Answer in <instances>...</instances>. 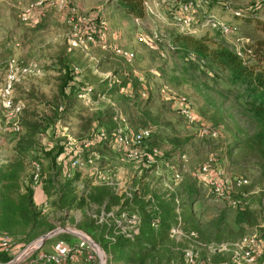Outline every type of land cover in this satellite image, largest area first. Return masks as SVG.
Segmentation results:
<instances>
[{"label":"rangeland","instance_id":"374dc122","mask_svg":"<svg viewBox=\"0 0 264 264\" xmlns=\"http://www.w3.org/2000/svg\"><path fill=\"white\" fill-rule=\"evenodd\" d=\"M36 1L38 0H0V64L13 60L16 64L24 66L33 59L40 64L41 70L39 74L26 76L15 87V98L24 103V109L18 116L21 125L18 132L10 129L7 118L0 110V163L15 154L16 142L26 133L23 123H30L36 115L47 116L45 103H60L57 86L63 61H68L72 68L75 83H88L95 89V93L106 88L105 82L111 75H115L120 83L106 91V100H97L92 104H85L73 93H68V102L72 108L68 109L71 113L65 116L63 124L52 125L43 135L36 134L35 140L31 136L35 142H19L21 155H25L24 175L32 171L35 162L33 158L39 162L41 175L44 177L48 173V162L43 155V149L63 143V147L67 146L70 150L77 148L79 138L83 139L91 128V124L83 126L73 118L78 116L77 110L86 118L92 112L102 111L112 103L130 119V116L125 114L129 111L125 97L141 102L139 106L143 111L134 114L135 120L138 124L152 127V135L160 149L167 150L170 137H176L175 145L178 147H175V152H185L180 166V178L177 181L172 180L162 164L159 171L145 174L138 181L137 168L121 159L115 152H112V155L111 152H106V149L98 152L102 157L93 163H83L78 168L68 167L70 176L65 179L70 182L73 195L81 199V205L60 209L48 204L46 219L50 223V229L47 231L58 230L46 238L37 249L50 250L56 240L70 244L81 243L82 247L90 246L84 236L98 244L94 238L99 226L96 219L100 211H107L104 209L105 204H108V210H114L120 205L122 189L129 185L135 187V183H139L138 200L145 201L151 194L167 197V187L162 177L165 183L174 185L175 192L169 196H176L183 228L191 231L196 229L198 234L193 232L198 240L228 242L257 231L264 224V178L260 176L257 158L234 148L236 139H240L242 133H249L253 127L243 114L245 103L239 90L232 88L202 63L190 61L172 48L171 33L181 31L172 21V14L177 3L185 0H144L152 13L145 9L141 20L120 12L113 0H65L66 5L73 8L76 17H98V26H95L94 19L80 25L79 30L82 33L79 39L83 41V48L73 50H68L66 44L70 29L66 22V13L48 5L30 7ZM30 8L32 9L28 11ZM26 11L28 13L24 16ZM235 11L242 14L252 13L264 24V0H193L190 10L192 26L209 25L208 31L213 34L214 29L218 28L212 25V20L226 25L229 31L226 34L219 32L218 35L235 50L256 39H264V30L252 24L243 25L239 20H232ZM88 26L90 30L98 33L99 40H86L87 34L83 31ZM154 34L157 36L155 40L152 38ZM139 36L145 40H137ZM114 46L131 51L134 54L133 59L126 62L116 56L111 51ZM73 67H76L77 71H74ZM149 69H153L155 73H151ZM141 91H144V96L140 95ZM173 95H183L196 114L197 123L216 126L219 130L218 136L204 140L195 138V125H187L172 108L168 98ZM92 99L94 100L93 96ZM144 110H147L148 114H145ZM102 118L104 122L109 121L106 115ZM92 123L93 129L96 130L94 121ZM210 156L213 157L214 168L247 178L250 191L247 208L249 215L245 221L234 222L236 210L211 197L204 182L191 176V171ZM94 165L101 174L108 172V178L116 179L118 188L106 185L108 180L95 176ZM63 179L59 176L54 178L59 185L65 181ZM188 188L191 196L186 192ZM105 190L114 193L117 202L113 198L105 199L101 203L90 199V195ZM138 200L129 202L128 207H138ZM188 212L190 219L186 218ZM83 220L91 222L88 231L79 227ZM47 231L22 245L13 241L10 259L17 264L21 263V258L26 254L21 251ZM164 244L170 255L168 264H183L181 249L184 242L175 241L167 234ZM93 247L97 249L96 246ZM85 251L86 248L82 249V253L64 264H88L83 254ZM198 261L218 264L229 261V257L225 252L201 249L198 251Z\"/></svg>","mask_w":264,"mask_h":264},{"label":"trees","instance_id":"16d2710c","mask_svg":"<svg viewBox=\"0 0 264 264\" xmlns=\"http://www.w3.org/2000/svg\"><path fill=\"white\" fill-rule=\"evenodd\" d=\"M142 1L113 0L115 7L120 12L136 20H141L144 16ZM97 18L90 19H94L95 26H98ZM232 20H239L243 25L252 24L264 30L262 21L252 13L242 14L235 11L234 15L232 14ZM211 22H214V20ZM88 29L89 27L86 29L87 33L91 32ZM208 29H210V26L206 25L198 27L195 33L186 30L171 33V46L176 52L181 53L184 58L196 63H202L205 68L217 74L232 88L239 90L240 97L245 103L243 114L250 121L253 128L249 133H242L240 139H236L234 148L254 155L259 163L260 176L264 178V39H256L248 45L235 50L219 37V29L215 28L213 34H210ZM4 65L5 61L0 64V84L4 76ZM60 76L59 85L57 86V97H59L60 103L58 105H54V101L45 103L48 110L47 116L39 117L36 115L30 123L24 122L26 133L24 137H21L16 142L14 147L15 154L10 155V157L5 158V162L0 163V235H7L11 244L13 241L21 245L28 243L39 234L50 229V223L46 219L48 204L60 209L63 207H80L81 199H77L73 195L70 189V182L66 180L70 176L68 173L69 162L73 158L74 150L81 152L83 160L94 156L100 158L102 156L99 153L105 151V149L106 152H111V155L114 154L112 153L111 144L113 132L116 128V124L112 119L115 111L125 118L130 129L146 127L144 124H138L134 117L135 113L143 111L141 106H139L141 102L126 97L124 99L129 111L125 114L130 116V119L115 106L104 107L102 111L92 112L86 118L82 117L80 110H77L78 116L73 118L81 122L83 126L91 124L89 133L83 139L79 138L80 143L74 150H70L67 146H64V148V143L49 149H43V155L48 162V173L44 177L40 173L37 183L33 185L31 172L24 175L23 162L25 155H21L19 142L31 143L35 140L36 134L43 135L52 125L63 124L65 116L71 113L68 109L72 108V105L70 106L68 102V93H73L76 97V93L84 86L83 84L75 83L72 68H70L68 61H63ZM17 84L19 83L14 85V90ZM92 93L94 97L95 89L93 88ZM14 99H16L15 95ZM23 109L24 103L21 112ZM144 113L148 114V111L144 110ZM104 115L109 117V121L104 122V118H102ZM93 121L96 130L93 129ZM19 126L20 130V122ZM100 131L103 132V136L98 137ZM152 134L153 131L145 139L143 145L147 148L155 147L159 150L160 158H163L170 166L167 170L170 177L174 173H180V166H182L181 163L183 162L182 157L184 156L185 158V152H175V147H178L177 144L175 145L176 137H170L169 148L162 150L157 145V140ZM31 136L34 139L33 141ZM194 136L202 140L195 134ZM85 141L89 142L86 147L83 146ZM30 146L29 144L28 147ZM32 160L35 161L33 163L37 164L38 167L40 166L38 160L34 158ZM176 164H178L177 167ZM152 171L153 167H137L138 181L145 174L147 175ZM58 176L63 177V180H65L61 185L54 180ZM243 177L246 178L245 176ZM135 186L136 188L131 191L130 201L125 200L124 204L139 199L137 194L139 183H135ZM240 190L248 193L246 203L242 206L228 205L236 210L234 218L236 223L245 221V218L249 215V210L247 209L249 205V183L242 186ZM186 192H188V196H191L189 188ZM38 197L40 199L37 200ZM111 198L117 202L116 195L107 190L97 191L96 195H90V199L96 203H101L103 200ZM137 205L138 207L133 205L134 208L129 206L130 210H136L140 216L139 223L131 239L124 237L122 234H114L113 226L99 223L94 238L98 241L97 245L106 255V264H168L170 255L164 242L167 240L168 229L174 221L171 198L151 194L148 195L145 201L138 200ZM108 208V204H105L104 209L108 211ZM186 218H191L189 212ZM90 225V221L83 220L79 227L88 231L91 227ZM192 231L198 234L196 229H192ZM9 249L10 251L0 249V264H6L9 261L11 246Z\"/></svg>","mask_w":264,"mask_h":264},{"label":"built area","instance_id":"2783aa9c","mask_svg":"<svg viewBox=\"0 0 264 264\" xmlns=\"http://www.w3.org/2000/svg\"><path fill=\"white\" fill-rule=\"evenodd\" d=\"M65 0H38L34 5H30L32 8L41 7L43 5L52 6L55 9L62 10L66 13V22L70 29L69 34L66 38V44L68 50L77 49L78 47L83 48V41L79 39L82 32L79 27L87 21H90L91 17L86 15H79L73 12L72 7H68ZM143 11L148 9L150 13L152 11L148 8L149 5L144 0L142 1ZM193 5V0H185L178 2L176 10L172 14V21L178 26L181 31H190L195 33L198 29L196 26H192V17L190 10ZM32 8L28 9L31 10ZM25 12L24 16L28 13ZM103 22H101L102 24ZM213 26H217L222 34H226L229 28L226 25L214 21ZM89 27V26H88ZM91 32L83 31L86 33V40L92 42L93 38L98 39V33L95 30ZM102 34V33H101ZM156 35H152L155 40ZM137 40L144 41L142 36L136 38ZM99 40V39H98ZM105 44V42L103 41ZM111 51L121 58L122 60L129 62L133 59L134 54L121 47H111ZM4 76L0 84V109L4 113L9 123L10 129L13 132L19 131L18 115L23 108V102L18 99H14V85L19 83L26 76L31 74L40 73V64L36 60H30L26 65L20 66L13 60H6L4 65ZM74 71H77L76 67H73ZM151 73H155L153 69H149ZM120 80L115 76L111 75L105 82L106 88L103 91L95 93L94 100L92 99V85L84 83L79 92L76 93V97L81 99L85 104H92L97 100H106L105 94L109 87L113 85H119ZM144 91L141 92V96H144ZM172 108L178 113L183 121L189 125H195L194 134L202 139H214L218 136V128L210 123H197V117L192 110L189 102L183 95H173L169 98ZM112 107L114 105L110 103ZM116 128L113 132L112 137V152L118 154L121 159L131 164L133 167H153V171H159L160 164L168 170L169 164L162 161L160 158V152L157 148H147L143 145L145 139H147L153 129L150 126L140 127L137 129H130L127 125L125 118L115 111L112 117ZM103 136V132L98 133V137ZM68 141L66 144L68 145ZM89 142L85 141L83 146H88ZM66 147V146H65ZM73 158L70 160V168H78L83 163H93L98 157H89L85 160L82 159L81 152L74 150ZM213 157H206L201 161L198 166L191 171V176L195 179H200L207 186L211 197L215 200L222 201L230 206H242L246 203L247 194L241 191L240 188L248 183L247 178L241 175H236L232 172H226L221 168L213 167ZM93 174L101 179L108 180L105 182L106 185L116 187V179L108 178L109 173H103L99 171L98 167L94 165ZM40 177V170L37 164L33 163L31 171V180L35 185ZM172 180L177 181L180 178V173L172 174ZM112 180V181H111ZM162 181L167 187L166 196L171 198L174 221L168 229V236L175 241H183L184 246L182 247V259L183 264H215V263H200L198 261V251L204 249L209 252H225L228 254L229 261H225L218 264H264V224L255 232L251 234H244L239 238L221 243L213 242H202L196 238V235L191 230L183 228L181 216L179 214V207L176 196H169L174 193V185L165 183L164 178ZM135 187L126 186L122 189L123 196L120 199V205L114 210H108L106 212L100 211L96 221L107 226H113L114 234H122L124 237L132 238L135 233V228L139 223L140 216L136 210H130L128 204H124V201H130L131 191ZM33 245V244H32ZM31 244L26 246L21 253L25 254L21 258V263L24 264H64L77 255L82 253V249H87L83 254L85 255L88 264H106V257L101 248L93 241L90 246L82 247L81 243L70 244L63 240H56L51 245L50 250L41 251ZM94 246L97 247L95 249ZM11 242L7 235H0V249L4 251H10ZM32 246V247H31ZM99 250V251H98ZM11 260V259H10Z\"/></svg>","mask_w":264,"mask_h":264},{"label":"water","instance_id":"95a60500","mask_svg":"<svg viewBox=\"0 0 264 264\" xmlns=\"http://www.w3.org/2000/svg\"><path fill=\"white\" fill-rule=\"evenodd\" d=\"M57 230L58 229H52V230L47 231L46 233L40 235L37 239L33 240L35 242H32L31 244L38 242L37 245H36V247H39L46 238H48L49 236L53 235ZM83 238H85V240L88 243H92V240L89 239L88 237L84 236ZM6 264H16V261H14L13 259H11Z\"/></svg>","mask_w":264,"mask_h":264},{"label":"crops","instance_id":"0c3cea01","mask_svg":"<svg viewBox=\"0 0 264 264\" xmlns=\"http://www.w3.org/2000/svg\"><path fill=\"white\" fill-rule=\"evenodd\" d=\"M65 148V147H64ZM40 199V197L37 198V200Z\"/></svg>","mask_w":264,"mask_h":264},{"label":"bare ground","instance_id":"6f19581e","mask_svg":"<svg viewBox=\"0 0 264 264\" xmlns=\"http://www.w3.org/2000/svg\"><path fill=\"white\" fill-rule=\"evenodd\" d=\"M31 245H32V244H31ZM33 245H34V243H33ZM33 245H32V246H33ZM32 246H31V247H32Z\"/></svg>","mask_w":264,"mask_h":264}]
</instances>
